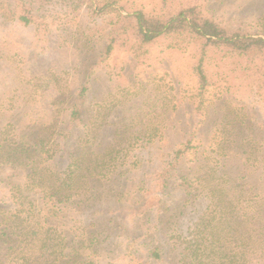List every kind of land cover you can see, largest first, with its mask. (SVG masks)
Here are the masks:
<instances>
[{"label":"trees","instance_id":"1","mask_svg":"<svg viewBox=\"0 0 264 264\" xmlns=\"http://www.w3.org/2000/svg\"><path fill=\"white\" fill-rule=\"evenodd\" d=\"M115 1L97 0V10ZM84 2L92 8L90 0H0V25L25 28L33 36L27 51L19 35L0 36V62L20 63L19 80L31 86L23 89L25 93L34 96V90L43 96L49 91L52 95L47 122L0 124V174H5L0 176L12 188L14 199L9 203L13 214L1 219L0 213V264H163L170 248L164 231L171 240L176 238L173 264H264V131L210 138L195 128L170 145L169 131L138 130L118 134L103 148L99 137L107 126L105 114L95 111L87 116L92 72L109 59L113 49L125 48L132 59H142L151 45L166 37L200 47L192 68L197 79L194 90L201 96L198 111L204 108L211 85L207 56L217 50L224 51L223 57L247 61L240 72L219 75L227 91L233 88L231 79H240V86L264 96V33H253L234 18L219 17L198 1L161 13L135 8L107 17L98 12L96 23L104 33H83L74 29L73 22ZM47 50H54L64 63L58 64L59 72L53 71L56 63L39 71L30 67L43 60ZM72 73L82 74L75 89L66 81ZM5 115L0 110V118ZM173 119L169 117L168 123ZM75 133L79 136L74 137ZM62 135L74 138L70 150ZM140 137L148 140L143 149L135 148ZM233 142H237V158L228 169ZM147 156L153 164L150 176L124 193L136 194L135 204L148 197L141 193L159 194L150 196L138 215L131 214L149 224L145 232L131 236L126 233L129 224L115 226L111 211L107 218L106 210L95 209L98 194L94 189L98 182L123 181V165L134 158L131 164L140 166ZM257 165L261 179L253 184L249 178ZM258 186L261 192L255 190ZM175 194L181 203L172 209ZM186 204L193 216L186 212ZM68 216L72 227L62 229L57 222ZM119 219L129 223L126 217ZM172 225L180 230L176 236L169 235Z\"/></svg>","mask_w":264,"mask_h":264},{"label":"rangeland","instance_id":"2","mask_svg":"<svg viewBox=\"0 0 264 264\" xmlns=\"http://www.w3.org/2000/svg\"><path fill=\"white\" fill-rule=\"evenodd\" d=\"M189 1L203 3L206 7L214 9L219 17L241 21L253 33H264V0H116L103 11L97 10V0H90L92 8H89L86 2L77 7L80 9V15L73 22L74 29L83 33L90 31L88 33L102 34L104 33L103 28L96 23L98 12L106 13L107 17L117 16L119 11L125 14L128 10L135 8L161 13L168 10L173 11L181 5L188 4ZM27 31L28 29L25 28L0 25V36L13 35L12 37L16 38L15 35H19L26 47L25 51L33 39V36ZM177 41L172 37L159 39L151 45L149 52L144 54L142 59L140 57L132 59L125 48L116 47L110 53L109 59L93 70L94 83L91 85L89 94L88 102L91 104L87 116L94 114L95 111L105 114L107 126L101 131L99 137L103 148L111 145L114 139H117L118 134L126 136V133L130 134L138 130L169 131L170 137L167 140L170 145L179 141L186 130L192 131L195 128L202 130L210 138H213L214 135L222 137L223 133L232 138L237 131H253L254 135H259L264 131V96L250 91L248 87L240 86V79H231L233 88L228 91L226 82L219 81V75L224 71L238 73L240 68L247 65V61L243 57L237 58L236 61L232 57H223L224 51L221 50L208 54L206 69L211 79V85L207 89L204 108L198 111L196 107L201 96L196 95V90H194L197 79L192 68L196 63L195 60L199 58L200 47L195 43L188 44L187 42H179L180 45L175 46L179 44ZM54 42L55 40L53 44ZM68 50L70 51V49ZM50 52L52 54H49ZM43 55L45 56L43 60L37 59L38 62H34L30 67L39 71L46 69L51 63H56L57 66L54 65L53 71L59 72L58 64L63 65L64 63L57 60L58 57L54 50H47ZM67 56L65 55L64 60L66 59L69 63L70 60ZM19 66L18 62L11 63V66H7L4 60L0 62V110L2 114H6L5 117L0 118V124L5 126L6 123L14 121L23 126L26 121L28 123L35 120L42 123L47 122L51 113L48 103L52 95L48 93L49 91H46L47 93L45 92L43 96L35 94L34 90L31 91L34 96L25 93L23 89L29 88L30 85L21 84ZM234 66L238 69L234 70ZM81 78L82 74L78 73V77H76L72 73L66 81L70 87L75 89L82 82ZM221 93L223 96L218 97ZM15 114H17L16 117ZM169 117H174V119L168 123ZM77 136L79 133H75L74 137ZM61 137H64V144L70 150L73 147L74 138L68 135ZM140 138L136 139L135 148L143 149L148 140L146 137ZM163 143L165 140L160 144ZM231 149L229 161L232 163L228 165V169L235 166L233 162L237 158L234 154V151L238 149L237 142L231 143ZM148 157L143 158L142 165L137 167L132 165L135 161L134 158L124 164L125 177H122L123 181L115 180L109 184L98 182L94 189L98 194L95 209L106 210L107 212L103 216L107 218L108 211H111L110 214L116 218L113 224L115 226L129 224L130 229L126 233L131 236L145 232L146 226L149 225L131 214L138 215L139 211L143 210L144 203L151 201L150 196L159 194L156 191L141 193L148 197L141 203L135 204L137 195L124 193V191L132 190L137 185H143L146 182L145 180L150 176L147 174L153 170V164L148 160ZM56 159L60 162V169H63L60 158ZM3 172L0 175L5 176ZM133 176L137 179L133 180ZM251 176L250 183L259 182L261 179L259 165L253 168ZM2 179L3 176H0L1 219L4 216H10L14 211L12 205L9 204L14 200L11 198L13 190H10L11 187H6ZM260 188L261 186H258L255 190L261 192ZM24 192L29 195L25 189ZM30 198L38 200V196L37 198L28 196L29 200ZM180 203L179 196L175 194L170 203L172 209L178 208ZM186 210L190 216L194 215L191 212L192 208L187 204ZM80 213L77 212V214ZM119 216L126 217L129 223H123ZM103 221L104 223L109 222L108 220ZM57 223L62 229L72 227V219L69 216ZM80 224L78 223V225ZM171 229L176 232H172ZM171 229L169 235L173 233V236H176L180 232L174 225L171 226ZM163 235L169 240L170 245L165 255L168 259L163 264H173L171 260L174 257L177 258L176 250H178L174 244L176 238L171 240L166 235V231L163 232Z\"/></svg>","mask_w":264,"mask_h":264}]
</instances>
